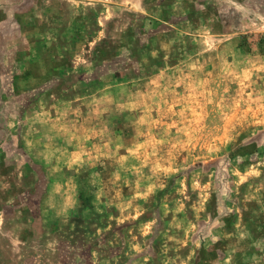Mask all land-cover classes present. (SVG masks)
<instances>
[{"label": "rangeland", "instance_id": "rangeland-1", "mask_svg": "<svg viewBox=\"0 0 264 264\" xmlns=\"http://www.w3.org/2000/svg\"><path fill=\"white\" fill-rule=\"evenodd\" d=\"M0 264H264V0H0Z\"/></svg>", "mask_w": 264, "mask_h": 264}]
</instances>
